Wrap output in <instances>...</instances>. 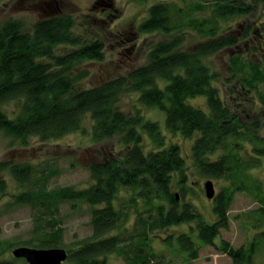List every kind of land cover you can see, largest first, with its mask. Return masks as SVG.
Returning <instances> with one entry per match:
<instances>
[{
    "label": "trees",
    "instance_id": "1",
    "mask_svg": "<svg viewBox=\"0 0 264 264\" xmlns=\"http://www.w3.org/2000/svg\"><path fill=\"white\" fill-rule=\"evenodd\" d=\"M49 4L59 10L54 1ZM99 4L103 5L104 2ZM205 5V2L198 3L192 9L196 11L194 14L208 9L210 12L207 17H193V13L175 8V5L166 1L148 7L145 17L138 24L137 33L145 36L160 34L165 40L148 48L145 65L130 70L127 76L106 80L85 90L76 89L75 84L85 78L87 71L75 74L74 69L84 61L104 60V48L98 40L81 45L82 40L74 33L75 20L72 16L60 12L39 19L29 32L24 30L21 21L8 19L0 23V131L22 143L31 136L46 141L76 132L82 118L89 114L94 123L91 127L94 141L116 137L123 147L124 154L119 159L90 167L93 183L89 188L80 191L71 187L59 188L52 192L56 204L59 201H75L92 207L91 240L77 249L67 251L68 257L63 264H108L105 256L115 252L125 253L127 264H160L152 262L143 244L133 246L136 249L130 246L126 249L121 246L125 239L109 235L118 228L122 218L113 206L115 194L122 187L136 191L137 197L147 207L143 213L147 212L149 216L145 218L142 215L137 221L141 228L138 233L141 241H145L148 233L156 229L164 231L189 224L190 233L196 231L201 246L197 247L192 236L183 232L168 234L164 241L175 237L179 250L189 258L196 259L199 248L216 246L219 230L228 228L227 208L232 201V190L222 189L213 198V211L217 219L214 223L204 222L192 203H178L176 194L171 192L175 182L181 191L186 182L185 160L179 146L175 143L166 145L157 123L146 120L139 111L128 115L117 107L122 94H137L136 98L143 106L164 112L165 128L171 134L185 138L197 136L191 147L192 159L204 177L238 179L244 175L231 165L238 159L235 155L230 157L226 153L214 161L207 157L219 149L228 150V138H244L242 130L245 125L222 102L218 88L213 84L220 76L210 71L203 59L238 45L235 36L222 35V23L249 16L253 14V8L251 4L248 6L237 0H210ZM190 31L201 35L202 40L189 50L178 49L179 40L167 38L177 32L184 36ZM259 32H264V26L258 30L247 27L246 36L251 33L254 37L261 36ZM62 45H74L77 48L73 52L57 55L54 50ZM239 54L230 59L233 68L229 73L242 82L243 90L247 86V89L254 91L257 84L264 83V54L260 60L262 70L258 69L257 64L246 61L251 74L244 72L246 65L240 60ZM196 97L205 99L207 112L189 104ZM12 100L21 103L19 111L10 117L1 111V107ZM255 132L256 129H253V136L248 139L259 142L253 149L256 157L245 160L246 169L252 168L253 164L256 166L258 162H254L259 157L264 158V141ZM144 134L148 135L154 146L149 152L141 148ZM11 172L19 186L25 188L33 170L24 166L12 168ZM4 189L5 183L0 179V193L5 192ZM27 194L32 195L31 192ZM255 199L260 205L257 212L258 222L263 225L262 231L254 234L247 247L235 249L225 242L216 246L218 251L227 254L232 264H253V256L264 244L263 192L257 194ZM154 200L157 203L154 204ZM162 200L167 201L169 208L161 203ZM130 201L133 203L134 198ZM44 228L50 230L47 232ZM62 231L54 220L45 222V227L37 232L42 237L36 243L30 241L31 245L37 249L57 248ZM0 264L14 262L0 261Z\"/></svg>",
    "mask_w": 264,
    "mask_h": 264
},
{
    "label": "rangeland",
    "instance_id": "2",
    "mask_svg": "<svg viewBox=\"0 0 264 264\" xmlns=\"http://www.w3.org/2000/svg\"><path fill=\"white\" fill-rule=\"evenodd\" d=\"M53 1L58 5L59 10L51 6L47 7ZM165 1L175 5V8L186 9L191 14L193 13V17H207L210 12L205 9L203 13L194 14L196 11L192 9L198 3L205 2L207 5L210 0H0V23L8 19L21 21L24 30L29 32L39 19L48 18L60 12L72 16L75 20L74 33L82 40L81 45L98 40L103 43L104 48V60L84 61L74 69L75 74L87 71L85 78L75 84L76 89L85 90L106 82V80L127 76L130 70L147 63L148 48L165 39L160 34L149 36L138 34V24L145 17L148 7ZM237 1L248 6L251 4L253 14L221 22L223 24L221 31L224 36H235L238 45L223 49L203 59V62L208 65L210 71L220 76L219 80L213 84L218 88L222 102L229 107L231 112L238 115L241 123L245 125L242 130L244 138L236 140L228 138V150L219 149L214 155L207 157L210 161H214L226 153L230 157L235 155L238 159L231 162V165L244 173L242 177L238 179L223 177L217 180L204 177L192 159L191 147L197 136L185 138L179 134H171L165 128L164 112L143 106L138 102L137 94L130 92L122 94L117 106L128 115L139 111L146 120L157 123L161 134H164L166 145L175 143L179 146L181 156L185 160L186 182L182 191L175 182L171 192L176 194L178 203H192L200 212V217L204 222L214 223L217 219L213 211V198H206L204 191L206 181H212L215 196L222 189L232 190V201L227 208L228 228L219 230L220 235L215 239V243L219 247L221 242H225L235 249L247 247L252 242L254 234L262 231L263 225L258 222L257 212L260 205L255 198L260 192L264 194V158L259 157V161L254 162L258 164L256 166L253 164L250 169L245 167V160H253L252 157H256L253 149L259 143L254 139H248L253 136L252 130L256 129L254 134L259 135L264 141V83L257 84V89L254 91L247 89V86L243 90L242 82L240 83L237 76L232 77L229 73V70L233 68L230 59L238 52L240 60L246 65L244 72L251 74L246 61L257 64L259 70L263 69L260 60L263 59L264 54L262 48L264 32H259L261 36L254 37L252 33L246 36V29L253 27L258 30L264 26V1ZM101 2L112 5V7L100 6ZM183 35L177 32L167 38L179 40L178 49L180 50L194 48L202 40L201 35L192 31ZM76 48L74 45H62L54 51L57 55H64L73 52ZM189 102L191 106L194 105L207 112L203 97L193 98ZM20 103L19 100L4 103L1 111L13 117L19 111ZM93 124L90 115L87 114L82 118L81 126L76 132L46 141L40 140L37 136H31L26 138L25 143L0 131V179L5 183V192L0 193V261L28 264L23 259H15L11 254L12 250L20 246L37 249L31 245L30 241L35 242L40 239L41 233L37 234L39 229L45 227V222L53 220L58 228L63 230L60 241L56 245L57 248L70 252L91 240L92 207L75 201H59L56 204L52 199L54 194L52 192L59 188L71 187L79 191L89 188L93 183L90 175V167L93 164L100 165L110 160H117L124 154L122 144L116 137L99 142L94 141L91 133ZM142 139L143 151L149 152L154 148L147 134L142 135ZM232 158L234 160V157ZM24 166L33 170L25 188L19 186L18 180L11 172L12 168ZM259 182L261 184L257 185ZM28 192L32 195L27 194ZM115 195L113 206H115L116 213H121L122 218L118 228L109 235L125 239L122 247L135 248L133 246L143 244L153 263L232 264L227 254L218 251L216 246L199 248L198 258L191 259L179 250L175 237L164 241L165 237L169 236L168 234L177 235L183 232L192 236L194 242L198 244L197 247L201 246L196 231L190 233L189 224L177 225L164 231L156 229L148 233L145 241H141L138 236L141 228L137 221L142 215L145 218L149 216L147 212L143 213L147 208L146 205L140 197H137L136 191L122 187ZM38 197L40 198L36 199ZM133 198L132 203L130 200ZM37 202L38 204L35 205L34 203ZM153 202L157 203L156 200ZM46 203H48L47 207ZM161 203L169 208L167 201L162 200ZM43 230L50 229L44 228ZM124 254L110 253L105 256V259L108 264H127ZM253 264H264V244L253 256Z\"/></svg>",
    "mask_w": 264,
    "mask_h": 264
},
{
    "label": "water",
    "instance_id": "3",
    "mask_svg": "<svg viewBox=\"0 0 264 264\" xmlns=\"http://www.w3.org/2000/svg\"><path fill=\"white\" fill-rule=\"evenodd\" d=\"M49 6L50 4L47 5L48 8ZM204 191L206 198H214L215 190H213L212 181H206ZM11 254H13L15 259H23L28 264H63L68 257L65 249L53 247L51 249H35L20 246L19 248L13 249Z\"/></svg>",
    "mask_w": 264,
    "mask_h": 264
},
{
    "label": "flooded vegetation",
    "instance_id": "4",
    "mask_svg": "<svg viewBox=\"0 0 264 264\" xmlns=\"http://www.w3.org/2000/svg\"><path fill=\"white\" fill-rule=\"evenodd\" d=\"M101 5H102V4H101ZM103 5H104V6H110V7H112V5H109V4H107V3H106V4L104 3Z\"/></svg>",
    "mask_w": 264,
    "mask_h": 264
}]
</instances>
